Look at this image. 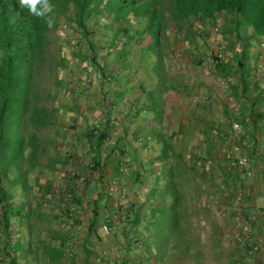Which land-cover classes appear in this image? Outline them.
<instances>
[{"label": "crops", "instance_id": "0c3cea01", "mask_svg": "<svg viewBox=\"0 0 264 264\" xmlns=\"http://www.w3.org/2000/svg\"><path fill=\"white\" fill-rule=\"evenodd\" d=\"M222 31L227 32L219 41L229 49L226 56L212 55L198 38L202 54L186 56L192 65H185L182 56L178 70L136 73L137 93L127 94V77H114L96 103L76 112L66 105L53 108L56 120L47 124L58 128L56 134L43 142L39 137L36 152L26 153L33 161L20 168L21 187L4 184L11 214L8 229L0 216V264H188L187 256L195 255L184 252L182 240H171L158 261L145 246L154 208L162 204L160 189L167 183L156 184V167L162 173L174 170L169 195L187 202V214L194 197L198 215L189 223L199 243L214 255L236 247L245 255L252 248L255 256L264 254V67L254 54L259 49L250 29L227 26ZM236 33L244 37L241 49ZM219 63L230 71L217 69ZM153 90L158 97L154 108L147 103L154 99ZM233 122L241 125L237 140ZM97 128L107 134L100 169L92 168L88 137ZM163 141L174 149L158 163ZM234 145L248 159V175L224 158ZM123 154L127 160L120 164ZM189 159L198 163L191 166L194 172ZM188 172L197 174L196 184L183 183ZM68 193L72 198H66ZM209 202L213 210L206 209Z\"/></svg>", "mask_w": 264, "mask_h": 264}, {"label": "trees", "instance_id": "16d2710c", "mask_svg": "<svg viewBox=\"0 0 264 264\" xmlns=\"http://www.w3.org/2000/svg\"><path fill=\"white\" fill-rule=\"evenodd\" d=\"M219 16L223 17L222 28H227V25L235 28L242 26L251 30V36L264 41V0H0V154L7 150L13 107L24 108L22 121H29L36 127L50 121L47 115L44 118L37 116L36 111L45 109L29 107V97L33 94L31 89L35 85L37 65L46 61L51 28H70L80 61L95 64L99 72L106 75V69L98 63L99 53H103L104 49L98 45L100 38L95 39L97 28H101L102 37L105 30L111 29L108 47L112 50V45L118 44L115 49L117 60H127L133 46H137L134 52L141 59L151 52L159 63L164 56L161 52L162 40L167 41L170 33L174 37L182 35L185 41L193 42L201 33L196 24L213 27ZM235 36L239 42H243L244 39L238 37L237 33ZM111 50H107L101 58L111 56ZM221 64H216V68L230 71ZM243 67L241 64L240 69ZM88 137L90 142L93 141L90 144L94 153L92 168L100 169L106 131L97 128ZM30 138L32 141L36 139L35 134H30L28 142ZM23 142L21 139L19 147ZM161 145L163 152L157 157L159 163L165 161L167 151L174 149L166 141ZM36 149L37 146L30 152L35 153ZM25 156L20 154L18 157L25 160ZM125 159H121L120 164L126 162ZM2 165L0 161V216L2 227L8 229L10 199L4 188L6 174L1 170ZM191 170L194 172L192 167ZM169 174L175 183L174 170ZM169 194L165 191L161 198H167Z\"/></svg>", "mask_w": 264, "mask_h": 264}, {"label": "rangeland", "instance_id": "374dc122", "mask_svg": "<svg viewBox=\"0 0 264 264\" xmlns=\"http://www.w3.org/2000/svg\"><path fill=\"white\" fill-rule=\"evenodd\" d=\"M223 23V17L219 16L217 17V21L213 27L204 25L198 26V24H196V26L199 27V31L201 32L199 40L204 41L203 44L210 47L209 49L207 48V50L212 52V55L214 52H216V54L220 53V55L225 56L229 54V49H226L219 42L221 41L220 35L222 36L223 33H227L222 31ZM227 26L229 27L230 25ZM241 28L243 29L242 26ZM100 30L101 28L96 29L95 32L97 34L95 39L100 38L101 43L98 45L101 49H104V51L103 53H99L100 57L98 59V63L102 64L103 68L106 69V75H102L95 64L80 61V58L77 57L78 47L77 45H74L75 40L72 39L74 33L70 28L59 26L58 28L50 29L48 34L49 45L46 49V61L44 63H38L37 65L34 75L35 85L31 89L33 94L29 97V107L31 106L34 108L35 106L36 108L42 107L45 109L44 111H36L39 118H44L47 115L50 120L49 122H51L52 119L56 120L54 116L55 113L53 111L54 107L61 108L63 105H66L72 107V111L76 112L74 109L82 106L83 104L87 105L91 104L92 102L96 103V100L100 97L101 93H103V90H106L110 85L113 84L114 77H116V80L120 78V76L121 79L124 76L125 78L127 77L130 85L129 92L127 94L129 95L134 94L135 92L137 93L138 88L134 84L135 80L132 81V78L136 75V73H144L149 75L150 72H153V74H156V71L164 69L165 67V69L168 71L178 70L176 66L180 65L179 62L181 61L182 56L185 57V59H183L185 65L189 66V64L192 65V63L188 62L186 56L202 54L199 46L202 48L203 44L198 42V38L193 40V42L185 41L182 35L174 37L173 34L170 33L167 41L162 40L163 46L161 48V52L164 53V56H162L159 63L156 61V58L151 52H148L146 56L141 59V56L134 52L136 48H138L137 46H133V49L130 51L131 55L127 58V60H125L126 62L122 60L120 61V59H116L117 50L115 49L118 48L116 47L118 44L116 43L115 45H112V50L110 49L111 47H108V43L111 42V29L104 31V37L101 36L102 34L100 35ZM238 33L244 34V31L241 30L238 31ZM248 33L249 31H247L246 34ZM183 34L185 35V33ZM228 37V39L232 38L229 35ZM233 38H235V44H238L236 36ZM241 39H244V37H241ZM70 40L72 41L69 42ZM263 42V40L257 39L255 44L259 50L255 48L253 49L255 51L254 54L260 59L258 60L259 66L262 67H264ZM241 44L242 43L238 44V49H241ZM85 50L86 49H83V52ZM107 50H111L112 55L101 58L102 54H105ZM192 51H194V53ZM157 66L160 68L156 69ZM139 91L140 90H138V92ZM152 94L154 99L152 101L148 100L147 103H150L151 107L154 108L153 105L157 104L158 97L154 93V90L152 91ZM101 97H104V94L101 95ZM24 111V108H19L18 106L13 107L11 114L12 116L10 118L13 124L11 125L10 131L7 135V150L3 154H0V161L3 163L1 170L3 174H6V176H4L6 178L4 184H11L13 182L17 185L19 184L20 187L23 185V180L25 179L24 174H21V169L28 167L29 164L27 162H32L33 158L32 156H29L28 159L21 160V157L18 156L20 154L25 155L27 152H30V149L32 150V148H35L37 146V141L40 142L38 140L39 137H41V139L39 138L41 142H43V138H52L58 129L50 123L44 128H38L35 124H32L29 121H22L21 116H23ZM19 124H21L20 128L18 127ZM30 134H35L36 139L32 141V138H30L28 142ZM21 139L25 142H23L24 144L19 147ZM50 144H52L55 150L59 149V146L56 144L54 145V142H50ZM45 146L48 153L52 152V149L48 143ZM178 161L179 159L173 160V162ZM188 162L190 167L193 165L196 166V162H194L192 165L193 161L191 159H189ZM169 173L170 171L163 174L159 167L153 169V174L157 176L156 184L159 185L160 183L167 182V185H163L160 189L162 194H164L165 191L170 192L172 190V175ZM196 177L197 174L188 172L182 176V180L183 183L191 186L196 184L195 180L197 181L198 179ZM15 189L16 188H14V190ZM180 198V195H177V198L175 197V199H172L169 195L168 198L164 196L158 200L163 201L162 204L154 208V211L156 210L157 215L154 218L152 226V236L145 244L147 251L151 252L150 254L152 259L157 261L160 260L161 256L164 255L162 252L166 250V246L171 240H175L177 243L179 240H182L184 252L195 255V259L194 256H187L188 264H251L252 262V264H258L259 261H264V254L255 256L257 249L254 248H252L251 252L247 255H245V253H247L246 250L242 249L241 247L226 250L223 252V254L222 252L218 251V254L214 255L211 252L212 248H206V246H203L202 243H199L201 239L199 234L194 233V231L191 229L190 225H192V223H189V218L191 220L198 215V210L194 205L196 204L194 203V197V201H191L192 198L188 200V214L187 202ZM210 202L209 205H205L206 209L213 210V205ZM184 232H186V239L183 238ZM239 240L241 241L240 238ZM239 240L237 243H239ZM203 251L204 253L202 254ZM255 257L257 259H255Z\"/></svg>", "mask_w": 264, "mask_h": 264}, {"label": "built area", "instance_id": "2783aa9c", "mask_svg": "<svg viewBox=\"0 0 264 264\" xmlns=\"http://www.w3.org/2000/svg\"><path fill=\"white\" fill-rule=\"evenodd\" d=\"M231 127H232V138L234 140H237L241 136V132H242L241 125L238 122H233ZM239 150H240V146L234 145L231 149V152L229 151L224 152L225 153L224 158L226 161H228L231 165L237 167L239 170L241 171L245 170V173L248 175L249 172L246 171L248 159L246 158V156L239 154ZM196 165H198V163ZM80 182H82V179H80ZM72 196H73L72 193H68L66 195V198L70 199L72 198ZM103 231L107 233L109 231V228L104 225Z\"/></svg>", "mask_w": 264, "mask_h": 264}]
</instances>
